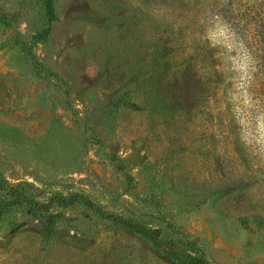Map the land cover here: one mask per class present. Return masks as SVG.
Wrapping results in <instances>:
<instances>
[{"label":"rangeland","instance_id":"obj_1","mask_svg":"<svg viewBox=\"0 0 264 264\" xmlns=\"http://www.w3.org/2000/svg\"><path fill=\"white\" fill-rule=\"evenodd\" d=\"M52 4L0 0V264H264V0Z\"/></svg>","mask_w":264,"mask_h":264},{"label":"trees","instance_id":"obj_2","mask_svg":"<svg viewBox=\"0 0 264 264\" xmlns=\"http://www.w3.org/2000/svg\"><path fill=\"white\" fill-rule=\"evenodd\" d=\"M44 3H45V12H46V17H47V22L48 24H50L54 19V8H53L52 0H44ZM49 32H50V25L38 31L35 34V40L40 41V40L47 38ZM8 187L14 196L13 203H22L26 201L24 200L25 197H24V192L22 190L21 183L19 184L11 183L10 185H8ZM126 224L128 225L129 223L126 222Z\"/></svg>","mask_w":264,"mask_h":264}]
</instances>
